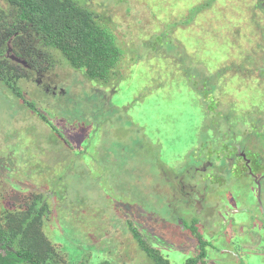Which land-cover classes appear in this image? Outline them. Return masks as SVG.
<instances>
[{
    "label": "rangeland",
    "instance_id": "374dc122",
    "mask_svg": "<svg viewBox=\"0 0 264 264\" xmlns=\"http://www.w3.org/2000/svg\"><path fill=\"white\" fill-rule=\"evenodd\" d=\"M76 1L120 60L94 80L52 51L44 91L1 60L34 105L0 80V226L36 194L61 264H153L128 221L170 263L200 255L194 227L197 264H264V0Z\"/></svg>",
    "mask_w": 264,
    "mask_h": 264
},
{
    "label": "trees",
    "instance_id": "16d2710c",
    "mask_svg": "<svg viewBox=\"0 0 264 264\" xmlns=\"http://www.w3.org/2000/svg\"><path fill=\"white\" fill-rule=\"evenodd\" d=\"M196 8L194 6L193 9ZM188 9L183 12L187 13ZM205 10L200 11V15H206ZM216 11L223 14L219 9ZM243 13L245 16L235 15L234 19L239 17L243 21L252 15L250 9ZM179 19L182 22L184 16ZM200 19L203 21L202 17ZM251 26L253 29L256 24L252 25L251 21ZM8 41L13 52L17 56L22 54L39 73L52 68L56 59L52 51H58L71 67L82 70L86 77L94 80H106L119 62L121 53L109 27L98 20L95 11L76 0H0V78L4 76L1 84L9 87L16 98L22 96L15 82H12L10 64L1 62L10 54L7 53ZM232 64L235 62L228 65ZM31 105L34 104L29 102L28 106ZM35 195H32V203H27L30 216L26 223L22 225L19 218L11 224L8 221L12 220H8L7 229L0 226V264H61L59 252L49 246L48 238L41 236L42 231L41 235L33 232L37 231L34 225L43 217V207L47 205L38 201L42 195ZM127 225L132 238L153 264H197L198 258L205 255L204 247L208 243L195 232L194 227L189 226L198 239L200 255L189 256L181 263H170L157 248L142 241L140 232L132 222L128 221ZM109 263L102 260L97 264ZM79 264H89L88 259Z\"/></svg>",
    "mask_w": 264,
    "mask_h": 264
},
{
    "label": "flooded vegetation",
    "instance_id": "af4514ba",
    "mask_svg": "<svg viewBox=\"0 0 264 264\" xmlns=\"http://www.w3.org/2000/svg\"><path fill=\"white\" fill-rule=\"evenodd\" d=\"M7 46H8V48H7V53H10L9 55H8V58L7 59H9V61L11 62V64L12 63H14V64H16V65H20V66H22V64L20 63V62H22L23 64H24V66L28 69V70H30L34 75H36L35 77H34V80H33V83H35L36 84V86L40 89V90H42V91H44L45 89L47 90V88H44V87H42L41 86V77H43L44 75H45V73H39L34 67H32L30 64H29V61H27V59L22 55V54H19V56H17V53H14L13 52V50H12V47L10 46V41H8L7 42ZM10 64V63H9ZM11 64H10V67H11V75H13V80H12V82L14 81L15 82V84H16V87H17V89L19 90V92L21 93V96H22V98H20V97H18V98H16L15 96H14V94H13V92L11 91V89L9 88V87H7V89H10V91H11V93L13 94L12 95V97H11V99H14V100H17V101H19V102H21V103H23V104H25V105H27L28 106V104H29V102H33L32 100H30V99H28L26 96H25V94L24 93H22L23 91H22V89L20 88V86L18 85V81L19 80H21V79H23L24 78V76H21L20 78H19V72L16 70V69H14L12 66H13V64H12V66H11ZM7 71H9V70H7ZM6 71V72H7ZM4 77V76H3ZM3 77H2V79H3ZM0 80H1V78H0ZM2 81V80H1ZM26 100V101H25ZM14 105L13 103H12V101H9V99H8V102H6V104L10 107V108H12V105ZM15 114V113H14ZM242 153V152H241ZM243 154V153H242ZM186 198H187V200H190L191 201V195H188V196H185Z\"/></svg>",
    "mask_w": 264,
    "mask_h": 264
}]
</instances>
